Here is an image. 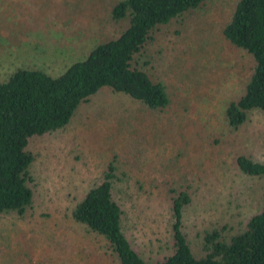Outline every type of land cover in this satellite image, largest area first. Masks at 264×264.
Instances as JSON below:
<instances>
[{"label": "rangeland", "instance_id": "1", "mask_svg": "<svg viewBox=\"0 0 264 264\" xmlns=\"http://www.w3.org/2000/svg\"><path fill=\"white\" fill-rule=\"evenodd\" d=\"M116 1L0 0V80L18 66L59 75L96 42L118 36L127 22L111 19ZM236 2L208 0L158 32L148 71L172 96L166 112H150L105 88L65 129L33 138L34 206L23 219L0 216V264H119L102 236L70 217L115 152L130 171L124 231L149 261L170 252L171 186L193 193L184 231L195 252L209 228L240 229L263 207L264 178L243 174L236 159L246 154L264 162V111H252L238 130L224 117L252 66L222 34ZM130 115L142 120L141 128L122 126ZM136 128L150 144L137 143Z\"/></svg>", "mask_w": 264, "mask_h": 264}, {"label": "trees", "instance_id": "2", "mask_svg": "<svg viewBox=\"0 0 264 264\" xmlns=\"http://www.w3.org/2000/svg\"><path fill=\"white\" fill-rule=\"evenodd\" d=\"M207 2L117 0L110 10L111 19L127 22L118 36L96 42L59 75L18 66L0 80V216L23 219L33 209L36 178L32 167L37 159L30 147L33 138L65 129L79 107L102 89L127 96L150 112L163 114L171 107L168 87L149 74L153 62L149 49L163 27L202 9ZM222 34L252 63L242 93L225 104L226 125L238 130L247 124L252 111H264V0H237ZM126 119L131 121H123V127L130 130L136 124L141 128V119L134 115ZM132 132L139 145L150 144L144 129ZM236 163L243 174L264 178L263 161L241 154ZM123 164L115 152L70 211L76 223L106 240L119 264H264V205L240 229L217 224L206 230L195 252L184 231V213L193 202V193L179 186L169 189L170 252L160 260L143 258L123 227L128 216L123 201L130 181V171Z\"/></svg>", "mask_w": 264, "mask_h": 264}]
</instances>
